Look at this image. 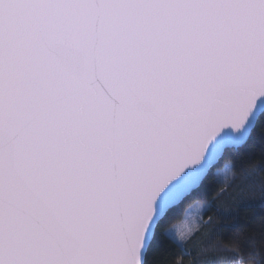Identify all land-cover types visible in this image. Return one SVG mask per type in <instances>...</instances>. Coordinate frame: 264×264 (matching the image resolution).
Masks as SVG:
<instances>
[{"label": "snow or ice", "instance_id": "1", "mask_svg": "<svg viewBox=\"0 0 264 264\" xmlns=\"http://www.w3.org/2000/svg\"><path fill=\"white\" fill-rule=\"evenodd\" d=\"M253 194L264 0H0V264H264Z\"/></svg>", "mask_w": 264, "mask_h": 264}, {"label": "trees", "instance_id": "2", "mask_svg": "<svg viewBox=\"0 0 264 264\" xmlns=\"http://www.w3.org/2000/svg\"><path fill=\"white\" fill-rule=\"evenodd\" d=\"M259 160L253 162V166ZM240 215L243 217L242 223L248 226L257 247L264 246V199L258 194L248 197V203L240 208Z\"/></svg>", "mask_w": 264, "mask_h": 264}]
</instances>
